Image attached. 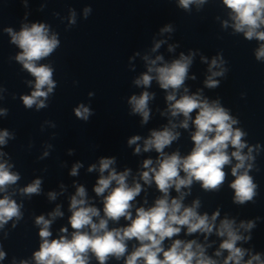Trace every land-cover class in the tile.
Masks as SVG:
<instances>
[{"label": "clouds", "instance_id": "1", "mask_svg": "<svg viewBox=\"0 0 264 264\" xmlns=\"http://www.w3.org/2000/svg\"><path fill=\"white\" fill-rule=\"evenodd\" d=\"M205 2L206 0H179V5L187 10L192 4L199 7ZM223 3L231 10L232 27L236 32L243 33L247 40L255 38L264 42V31L259 30L264 26V0H223ZM90 11L91 9L87 8L84 10L85 18ZM69 22L75 24V12H72ZM224 26H228L227 21L224 22ZM5 31L11 36V42L22 50L16 56V60L35 77L34 91L31 95L22 97L25 107L31 108L33 105L37 109L46 107L45 101L56 87L53 69L48 65L38 66L36 62L52 54L59 47L60 41L55 34L49 35V29L43 23H33L31 26L25 24L19 32L13 31L12 28H7ZM162 31H171V27H165ZM162 43L163 41L157 42L152 50L159 49ZM171 50L170 46L169 51ZM256 58L258 60L264 58V43L258 48ZM144 59L148 63L147 72L134 83L137 86L148 87L155 78L162 89H172L166 100L170 102L169 111L173 117L183 115L184 120L180 123L182 128H188L191 114L197 112L192 121L196 129L191 137L194 148L183 158L179 153L165 155L164 148L179 136V133L167 127L160 131H152L150 137L144 140L143 151L155 149L161 158L157 161V167H150L153 164L151 159L144 161L143 167L148 170L141 173V179L146 184L154 180L163 197L157 199L155 205L149 209L137 208L135 218L130 211L131 202L141 192V185L134 183L130 187L127 183L129 170L117 173L111 168L114 159L102 158L99 162V171L101 174L108 171V175H101L94 187L95 193L98 196L102 195L113 182L116 185L104 198V218H100L98 223L94 221V218L100 217V211L94 206L87 205L86 190L83 186H79L70 202L72 215L69 223L74 230L71 239L62 235L59 239L49 240L52 235L49 231L52 221L42 215L36 218V224L41 225L39 236L42 241L40 250L34 253L36 264H88L89 252L94 254L99 264H105L110 256L117 259L123 256L127 249L125 241L133 238L139 241L140 246L127 257L126 264H138L141 259L143 264H193L194 261L195 264H216L215 260L205 255L204 248L196 241L185 243L175 240L167 250L162 247L165 238L179 234L181 227H186L188 234L197 231L211 233L214 227L207 214L197 213L199 201H195L191 207H184L182 204L184 194H181L180 198L169 200V189L174 187L179 193L181 188L190 186L195 180L201 182L204 189L215 190L225 180L226 173L223 170L225 165L230 164L234 158L237 163L231 169L235 177L231 188L235 190V202L243 204L251 201L255 196L256 185L248 174L252 165H246V161L254 159L251 155L253 149L249 147L248 153L243 154L242 150L247 147L242 139L245 133L239 128H233L237 121L220 106L219 102L209 103L199 93L189 95L186 88L185 94L177 99L175 92L184 85L192 63V55L185 56L181 53L179 59L170 64L164 63L162 66H156L158 61H163L162 56H156L151 60L145 56ZM221 63L222 60L218 63L216 58L212 59L209 64L210 75L205 81L206 87L218 86L219 81L214 77L224 75L225 70L221 68L220 71H213V69L220 67ZM153 72L155 77L151 75ZM151 98L150 93L144 91L139 96L133 95L129 99L132 112L140 114L143 123H147L149 119L148 102ZM74 111L77 118L82 120H87L91 115L90 109L84 105H80ZM0 114H6V110L0 109ZM175 127L176 125L173 124L172 128ZM8 137L7 130L0 132V145L6 144ZM140 139L139 136H133L128 143L136 144ZM229 145L235 149L231 155L227 151ZM140 151L141 148L137 145L135 152ZM10 167L6 163H0V191H6L9 185L16 184L20 179L18 174L10 171ZM80 167V164L74 165L71 175H77ZM95 168L96 165H92L88 170L91 172ZM181 171L185 174L183 177L180 175ZM40 185L41 181L37 179L20 191L25 195L39 194ZM49 198L55 199L56 194L49 193ZM50 215L55 218L62 216L63 213L57 207ZM20 216V205L15 200L8 196L0 199V227L12 218H20ZM217 216L218 213H214L211 220L215 221ZM122 217L130 221L127 227L108 230L109 220L118 221ZM234 223L224 219L217 229V235L227 237L220 244V249L228 252L224 264H242L246 250L237 247L236 244L238 241L250 239L239 235ZM86 227L90 228V233L83 231ZM240 227L251 230L255 224L252 221L241 222ZM67 231V228L61 229L62 233ZM161 253L163 259L160 258ZM220 254V251L216 252L217 256ZM4 255L5 253L0 251V259H3ZM253 261H260L259 254L251 256L246 264H253ZM21 264L27 262L23 261Z\"/></svg>", "mask_w": 264, "mask_h": 264}]
</instances>
